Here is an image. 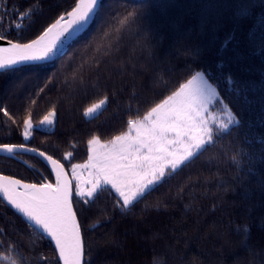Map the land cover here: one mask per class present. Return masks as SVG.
Here are the masks:
<instances>
[{
  "label": "trees",
  "instance_id": "obj_1",
  "mask_svg": "<svg viewBox=\"0 0 264 264\" xmlns=\"http://www.w3.org/2000/svg\"><path fill=\"white\" fill-rule=\"evenodd\" d=\"M34 2V15L20 20L18 11L15 18L4 12L16 0H0V32L19 23L29 35L74 4ZM210 20L219 26L213 29ZM48 65L47 72L59 69L53 84L31 67L0 71V107L20 117L31 109L38 119L55 104V130L42 128L26 143L55 158L71 151L73 163L86 159L90 134L103 141L125 129L129 110L159 102L173 82L187 78L189 65L239 112V124L169 170L131 209L113 212L104 193L107 212L93 205L87 219L78 217L92 264H264V206L246 211L250 202L264 203L257 187L264 179V0H101L87 32ZM97 82L114 99L85 118ZM22 142L0 113V143ZM0 172L35 182L50 169L17 153L0 155ZM33 228L0 199V252L11 245L23 252L25 264H60L51 242Z\"/></svg>",
  "mask_w": 264,
  "mask_h": 264
},
{
  "label": "snow or ice",
  "instance_id": "obj_2",
  "mask_svg": "<svg viewBox=\"0 0 264 264\" xmlns=\"http://www.w3.org/2000/svg\"><path fill=\"white\" fill-rule=\"evenodd\" d=\"M37 7L39 4L34 0H16L15 7L11 10L6 7L4 12L15 18L18 11L19 19L24 20L33 16ZM97 7L98 0H74V4L64 8L46 26L29 35L19 31L21 24H9L7 30L0 32V70L14 72L21 67H31L45 72L46 84L55 83L59 69L53 67L47 72L48 62L60 59L72 44L81 39ZM207 22L213 29L220 23L219 20ZM184 71L187 78L173 82L174 90L159 102L152 101L146 108L138 107L134 113L129 110L123 121L126 130L122 129L103 141L98 134H90L86 141L87 159L83 163H73L71 151H64L62 157L55 158L46 150L26 143L42 128L55 130V104L47 107L38 119L31 109H25L20 117L6 107H0L5 122L15 125L25 141L0 143V152L12 157L18 152L34 153L50 168V172L41 174L35 182L0 174V195L28 222L29 227L35 226L34 233L35 229H40L50 238L60 264H92V249L84 242L83 225L78 217L87 219L93 205L98 206L97 210L102 208L107 212L108 204L100 199L102 194L107 193L112 201L113 212L131 209L155 185L164 181L169 169H176L234 122L240 123L237 119L239 112L221 98L214 81L208 83L203 72L194 70L191 65ZM92 87L95 95L90 105L83 108L85 118L101 113L114 99L109 96L106 86H103V92L100 91L99 82ZM129 99L135 100L137 105L148 103L139 97ZM261 103L264 104V98ZM62 160H67L70 168ZM257 187L258 192H264V179ZM243 190L249 192L247 187ZM256 206L262 207L264 203L259 200L250 202L246 211L250 212ZM0 261L3 264H25V256L10 245L0 252Z\"/></svg>",
  "mask_w": 264,
  "mask_h": 264
},
{
  "label": "water",
  "instance_id": "obj_3",
  "mask_svg": "<svg viewBox=\"0 0 264 264\" xmlns=\"http://www.w3.org/2000/svg\"><path fill=\"white\" fill-rule=\"evenodd\" d=\"M100 2H101V0H98V7H99V5H100ZM98 7H97V9H98ZM95 14V13H94ZM94 17V16H93ZM93 19V18H92ZM92 21V20H91ZM91 21H90V23H91ZM50 61H52V60H50ZM0 71H2V70H0ZM18 153H26V154H29V155H33V156H35V157H37L39 160H41L47 167H48V165H47V163L42 159V158H40L39 156H37L36 154H34V153H27V152H18ZM0 155H8L9 156V154H7V153H3V152H0ZM49 168V167H48ZM50 169V168H49ZM0 174H3V173H0ZM3 175H6V174H3ZM68 175H69V173H68ZM70 176V175H69ZM14 177V176H13ZM14 178H16V177H14ZM18 179V178H17ZM26 182H28V181H26ZM0 198L3 200V198H2V195H0ZM6 204H7V202L5 201V200H3ZM8 205V204H7ZM10 208H11V206L10 205H8ZM12 209V208H11ZM14 212H16V210H14V209H12ZM17 213V212H16ZM18 215H20L19 213H17ZM21 216V215H20ZM22 217V216H21ZM22 219H24L23 217H22ZM25 220V219H24ZM26 221V220H25ZM27 222V221H26ZM28 223V222H27ZM32 227H35V226H32ZM36 230H38L40 233H41V231H40V229H36ZM43 234V233H42ZM44 235V234H43ZM46 237V236H45ZM48 238V237H47ZM49 240H50V238H48ZM50 242H51V240H50ZM52 243V245H53V247H54V249H55V245H54V243L53 242H51ZM57 256H58V259H59V255H58V253H57Z\"/></svg>",
  "mask_w": 264,
  "mask_h": 264
},
{
  "label": "rangeland",
  "instance_id": "obj_4",
  "mask_svg": "<svg viewBox=\"0 0 264 264\" xmlns=\"http://www.w3.org/2000/svg\"><path fill=\"white\" fill-rule=\"evenodd\" d=\"M100 3H101V2H100ZM99 7H100V5H99ZM99 7H98V9H97L96 12H95L94 17H95V15H96L97 11L99 10ZM94 17H93V19H94ZM93 19H92V21H93ZM92 21H91V22H92ZM89 25H90V24H89ZM2 71H3V70H2ZM204 78H205L206 81H208V80L206 79L205 76H204ZM208 83H210V82L208 81ZM214 110H215V109H213V111H214ZM125 130H126V129H125ZM202 147H203V145L201 146V148H202ZM201 148H200V149H201ZM200 149H197L196 152H194L191 156L187 157L185 160H187V159H189L190 157H192L193 155H195ZM86 159H87V157H86ZM86 159H85V160H86ZM185 160H184V161H185ZM40 161H41V160H40ZM184 161H182V163H183ZM41 162H42V161H41ZM80 163H83V162H80ZM182 163H181V164H182ZM181 164H180V165H181ZM180 165H179V166H180ZM169 170H171V169H169ZM169 170H168V171H169ZM0 173H1V172H0ZM70 173H71V172H70ZM3 174H4V173H3ZM6 175H7V174H6ZM10 176H11V175H10ZM70 176H71V175H70ZM16 178H17V177H16ZM18 179H20V178H18ZM0 199H1V198H0ZM1 200H2V199H1ZM2 201H3V200H2ZM3 202H4V201H3ZM4 203H5V202H4ZM5 204H6V203H5ZM6 205H7V204H6ZM19 216H20V215H19ZM20 217H21V216H20ZM21 218H22V217H21ZM37 231H38V230H37ZM41 234H42V233H41ZM46 238H47V237H46ZM47 239H48V238H47ZM48 240H49V239H48ZM49 241H50V240H49ZM51 244H52V243H51Z\"/></svg>",
  "mask_w": 264,
  "mask_h": 264
}]
</instances>
